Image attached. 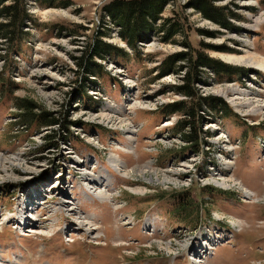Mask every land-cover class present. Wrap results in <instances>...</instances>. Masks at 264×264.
<instances>
[{
	"label": "rangeland",
	"instance_id": "obj_1",
	"mask_svg": "<svg viewBox=\"0 0 264 264\" xmlns=\"http://www.w3.org/2000/svg\"><path fill=\"white\" fill-rule=\"evenodd\" d=\"M113 1L18 0L22 15L12 39L5 42L0 38V157L5 159L0 166V264H192L189 258L198 264H264V150L258 140L264 139V111L246 105L247 99H256L255 107L264 103V84L258 95L250 89L241 90L247 88L245 84H252L247 74H255L264 81V71L246 63L223 60L225 55L246 53L264 58V0H251L253 4H244L249 0H215L216 7L225 6L235 14L228 19L234 27L231 29L204 18L187 4L192 0H174L165 7L162 18L168 20L166 26L175 23L179 32L168 40H163L158 30L146 32L144 45L138 48L141 42L138 39L136 50L123 39L120 28L105 10ZM11 2L0 1V8ZM259 15L260 22L252 26ZM245 39L251 44H244ZM101 42L109 45V50L103 53L109 58L98 56L88 61L89 48ZM210 45L227 49L217 50ZM188 50L193 56L202 52L223 63L220 69L201 68V79L204 78L205 85L212 78L215 83L235 82V86L228 84L219 91L231 98L235 90H240L247 95L237 96L243 105L241 101L229 99L233 106L213 98L203 99L199 105L200 94L190 98L175 90L180 75L173 70L179 62L165 72L161 65ZM79 56L93 64L89 77L93 82L84 83L83 70L75 73L78 68L75 58ZM113 72H117L115 77ZM117 76L136 88L138 101L129 104L124 101L123 86ZM76 77L82 79L81 83H75ZM113 81L117 83L115 86ZM197 88L202 93V88ZM79 90L84 97H79ZM160 93H170V100L182 103V110L169 111L165 107L149 111L140 107L145 98ZM23 98L39 106L34 110L36 113L46 111L56 115L64 111L62 116H70L73 124L62 132L56 126H46L40 122L44 119L36 115L23 122L18 106ZM202 105L216 112L222 119L223 130L237 142L233 167L230 161H223L231 164L230 176L213 180L219 186L209 182L196 184L189 183L188 177L178 180L172 173L177 169H170V188L164 187L169 181L163 171L169 157L170 163L173 158L180 160L186 151L197 150L204 139H218L208 131L198 134L196 146L192 143L183 146L181 135L188 131L183 116L192 107L198 113ZM167 116L177 120L168 131L170 149L167 141H161L155 145L160 153L146 152L147 139L166 132L157 131L155 126ZM198 119L197 124L201 117ZM140 121L144 122L143 128L134 132L133 142L129 141L126 130L131 125L135 129ZM53 134L54 138L49 140L48 135ZM174 136L181 138L173 141ZM221 145V142L210 145L208 152L217 153ZM126 146L133 150L126 153L123 151ZM115 154L129 170L133 169L129 176H121L110 168L109 156ZM154 154L157 161L150 168L148 162ZM142 165L145 170L141 172L136 167ZM188 166L182 170L186 172ZM105 169L111 174L105 183L110 201L88 196L85 186L84 171L98 175ZM33 181L37 185L36 194L32 195L42 200L36 198L39 204L30 208L34 215L30 226L20 228L22 188L29 183L33 185ZM178 183H185L186 187ZM185 189L196 201L200 197L205 199L211 218L203 213V219L213 220L196 231L166 215L172 205L167 195L161 200L154 197L156 192ZM67 202L74 207L75 214L68 210ZM145 215L155 219L156 226L160 225L154 234L140 230ZM33 228L43 231L40 234L28 231ZM217 228L220 236H229L227 243L215 246L212 256L204 261H195L198 249L211 244L208 240ZM189 240L195 243L190 245Z\"/></svg>",
	"mask_w": 264,
	"mask_h": 264
},
{
	"label": "trees",
	"instance_id": "obj_2",
	"mask_svg": "<svg viewBox=\"0 0 264 264\" xmlns=\"http://www.w3.org/2000/svg\"><path fill=\"white\" fill-rule=\"evenodd\" d=\"M2 3L6 2V0H0ZM12 2L7 6H2L0 8V16L2 22H0V38L5 42H8L12 39V35L15 32L16 27L18 26V22L21 19L20 14L22 15V11L20 10L18 0H11ZM174 0H115L111 2L108 6L105 7L108 16H110L114 23L120 28L121 36L127 43L132 46L136 50V41L140 39L146 32L151 30H158L159 33H162V39L168 40L173 37L177 32L176 24H170L166 26L168 20L162 18V13L165 7L173 2ZM215 0H192L188 2V5L193 6L198 12L206 19L211 20L216 25H219L225 29L234 28L229 22V18L235 16L233 12L229 10L227 7H216L214 4ZM163 20L162 24L157 26L159 21ZM15 27V28H14ZM198 32L213 36V33L205 32L198 30ZM102 33V32H100ZM189 48V44H185ZM214 47L217 50L225 51L227 48L225 46H208ZM105 50V51H102ZM109 50L108 44L97 43V45L89 48L87 51L88 61H91L94 57H102L103 53ZM77 60L78 68L75 70V73L79 72V70H83L85 72V80L84 83L92 81L90 79V75H92L91 65L85 60V57L79 56L75 58ZM174 60V61H173ZM179 62L177 66H174V72L179 74L180 82L175 84L174 89L179 91L182 94H185L187 97L192 98L193 96H199L197 84L201 79V68L205 66H211L213 68L220 69L224 67V64L214 58L206 56L204 53L199 52L196 55H192L191 52L181 51L175 54L170 60H165L162 62L161 68L164 67V72L168 71L174 63ZM89 65V66H88ZM79 77V76H78ZM78 77L75 79V83H77ZM90 80H89V79ZM81 79V78H80ZM82 81V79L80 80ZM79 81V83H81ZM93 82V81H92ZM81 85V84H79ZM80 88V87H79ZM84 94L83 91L79 90V97L82 98ZM215 99L223 102L220 98H214L213 96L202 97L198 101V104L202 102L203 99ZM197 104V105H198ZM18 106L21 109L20 117H22V121L30 120L32 116H37L39 118H43L44 124L46 126H56L60 128L59 131L65 132L68 131L70 126L73 124V121L70 120L69 117H64V111H58V114L54 115L52 112L39 111L38 113L34 112L39 106L30 99L23 98L19 100ZM203 106V105H202ZM168 107V108H167ZM169 111H181L182 103L174 102L166 106ZM198 112V111H197ZM184 124L187 126V130L185 135H181L182 139L185 142H191L193 146H196V140L198 134H206L208 131L204 129L202 124V118L200 119V114L196 113L194 107L190 108L188 112L185 114ZM200 119V122L197 124V119ZM198 119V120H199ZM58 131V132H59ZM57 133V132H56ZM50 138H54L55 134L52 136L48 135ZM47 136V137H48ZM64 141V140H62ZM190 143V144H191ZM188 189L181 191H170V192H156L155 198L157 200L164 199V196L167 195L169 197L170 202L172 203L171 208L166 210V215L171 220H176L179 223L184 225H189L190 227L196 228L201 223H203V213L205 216H209L210 212L205 207V199H200L196 201L193 197H191L187 191ZM209 199V198H207Z\"/></svg>",
	"mask_w": 264,
	"mask_h": 264
},
{
	"label": "built area",
	"instance_id": "obj_3",
	"mask_svg": "<svg viewBox=\"0 0 264 264\" xmlns=\"http://www.w3.org/2000/svg\"><path fill=\"white\" fill-rule=\"evenodd\" d=\"M139 44L144 45V42H139ZM116 73L117 72H114V74H116ZM121 75L123 76V74H121ZM247 78L253 80L251 82L252 84L251 85L245 84V86L247 88L241 89L242 91H249L248 89H250V91L253 90L254 94H257V95H258L259 91L263 92L262 85L264 83L261 82L260 80H258L256 78L255 74L249 73V74H247ZM118 79H120L122 81L121 78H118ZM201 80L202 81H199L197 84V87L202 88V93L199 92L200 96H202V97H207V96L220 97V98H223L228 103H230L231 105H233L231 103V101L229 100L230 95L228 96L227 94H224L223 92H221L219 90H221L222 87H224L228 84H230L231 87H233V86H235V82L215 83V81L212 78L211 80H208V82H211V83L209 85H205L204 78H202ZM212 81H214V82H212ZM238 85H239V83H238ZM126 92H127V95H126L127 98L126 99L130 100V99H132L131 97H134V93H135L134 89L127 88ZM169 95L170 94H165V95L161 94V95H157V96L153 97L152 99L151 98L145 99L143 101L144 104L142 103L143 107L145 109L147 108L149 110L158 109L159 107L163 106L164 104L170 102V96ZM198 113L200 114V117L202 118L201 121H202L204 129L209 131L211 137H218V139H214V138H213V140H211L209 138L207 140L204 139L197 150L190 149L188 151V155L181 158L180 160H178L177 158H173L172 159L173 161L170 163V159H169L167 164H166V168L164 170L161 169V170L167 172L166 176L169 180V181H167V184L164 185V187L170 188V169L171 170L177 169V171H172V173H174L173 176L175 178H177L178 180H184L188 177L189 183H192V182H196V183H198V182L204 183L205 182V183H207V182H209V183L216 185V183L213 180H218L220 178L219 176H223V177H229L230 176L228 174V172L232 169V167L234 165V160H235L234 149L237 147V142H232L230 137L226 133L222 132L221 119L216 116V113L214 111L210 110L206 106H203L198 111ZM167 121L170 122L169 120H166L165 122H167ZM164 123L161 125V127L165 126ZM168 134L169 133L166 132V134H164L162 136H159V137L155 136V138L153 139V142L167 141L168 147H170V136ZM213 134H216V135L214 136ZM177 140H178V138L173 139V141H177ZM214 140H216V141H214ZM205 141L207 142L206 144H205ZM217 142L222 143L221 147L217 149L218 152L215 154L208 152L210 150V145L217 143ZM190 143L191 142H184L183 145H189ZM146 150L147 151H155L156 148L149 146L146 148ZM203 158L205 160L201 161V159H203ZM190 160H193V162H191ZM225 160L230 161L232 163V167L226 166L223 163V161H225ZM151 162H154V160L152 159ZM189 162L192 163L191 166H188ZM175 165H177V168ZM186 166H188V167H187V171L185 172L182 169H184ZM151 167H153V166L151 165ZM170 167H172V168H170ZM179 169H181V170H179ZM212 170H215V171L213 172ZM192 178H193V180H192ZM220 180H222V178H220ZM153 183L158 184L156 181H154ZM180 184H182V183H178V185H180ZM189 185L187 184V186H189ZM235 185H237V184H235ZM180 186L186 187L185 183L180 185ZM240 188L242 190V186ZM242 192H243V190H242ZM0 212H1V208H0ZM218 231H219V229L217 228V232H216L217 234L216 233L213 234L212 239H210L211 242L212 241H216V242L220 241L221 238L223 237V236H220ZM215 239H217V240H215ZM189 242H190V240H189ZM202 251L204 252L205 250L202 249Z\"/></svg>",
	"mask_w": 264,
	"mask_h": 264
},
{
	"label": "bare ground",
	"instance_id": "obj_4",
	"mask_svg": "<svg viewBox=\"0 0 264 264\" xmlns=\"http://www.w3.org/2000/svg\"><path fill=\"white\" fill-rule=\"evenodd\" d=\"M249 3L250 4H253V1H251V0L244 1V4H249ZM261 15L256 16L254 18V20H253L254 21V24L252 26L257 25L260 22ZM243 42L246 45L251 44L250 41L249 40H246V39ZM223 57H224L223 60H226V61H229V62H232V63H246L247 65H249L251 67H255L256 69H259V70H263L264 71V58L259 57V56L255 55V54L246 53L244 55H225ZM242 92H246V91H242ZM233 94H234V96L231 97L230 100H232L234 102H238V103L241 101L240 104H242V99H239V97H237V96L244 95L245 93H241L240 90H235V92ZM129 103L130 102H128V104ZM246 103H247L246 105L248 106V108H252V109H255L256 108V109H258L257 110L258 112H263L264 111V103H261L260 106L255 107L256 104H257L256 103V99L255 100H253V99L252 100L247 99L246 100ZM168 123H171V122H168ZM164 125H167V124L164 123ZM134 127H135L134 125L133 126L131 125L126 130V134H127L126 137L128 138L129 141H132V142L135 140V137H133V134L136 131V128L134 129ZM130 150H133L131 146H126L125 148H123V151H125L126 153H128ZM4 163H5V159L2 158V157H0V166H3ZM148 164L150 166L151 163L148 162ZM225 165L226 166H231L230 165V162H226ZM109 166H111L110 168L113 169L116 173H118L121 176H125V177L129 176V171L133 170V169H130L129 170L127 168V166H126V163L121 158H119L116 154L109 156ZM143 167L144 166L142 165V166H137L136 168H139L140 171L142 172V171L145 170ZM150 168H151V166H150ZM146 169H148V166H146ZM83 173H84V178H85V181H86L85 182V186H86V189H87V192H88L87 195L88 196L91 195L92 197H94V198H96L98 200L110 201L111 194L108 193L107 190L105 189V183L108 182L111 179V177H110L111 174L109 173V170L105 169V171L103 172V174H99V172H98V175H94L93 173H90L88 171H84ZM215 182H217V181H215ZM245 197L248 198L247 197V194H246ZM69 206H71V203H68L67 202V207H69ZM73 208L74 207H69L68 210H70V211L73 212L74 211ZM30 210L31 209L28 208V206H25V207L23 206L19 210L18 213H19L20 219H19L18 225H19L20 228H22V226H26L25 228H28L30 226V222H33L34 215L32 214V212ZM82 219H83V221H86L87 224H90V221L89 220H86V218H82ZM25 224H27V225H25ZM28 231L31 232V233H37V234L39 233L40 234V233H42L40 231H43V230H40L39 231V230H36V229L33 228V229H28ZM225 239H221L218 242L212 241L211 242L212 245L211 244L210 245H206L204 248H202V249H205V252H204L205 254L202 253V249H201L200 252H199L200 253L199 256H198V254H196L194 256L195 258L197 257L195 261H200L199 259H201V261H204L208 257L212 256L213 249L215 248V246L221 244V242H224ZM206 252H207V254H206Z\"/></svg>",
	"mask_w": 264,
	"mask_h": 264
}]
</instances>
